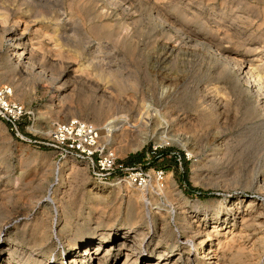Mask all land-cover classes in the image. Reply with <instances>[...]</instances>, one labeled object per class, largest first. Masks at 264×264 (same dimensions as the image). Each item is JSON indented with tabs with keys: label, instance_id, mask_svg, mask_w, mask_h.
Segmentation results:
<instances>
[{
	"label": "rangeland",
	"instance_id": "rangeland-1",
	"mask_svg": "<svg viewBox=\"0 0 264 264\" xmlns=\"http://www.w3.org/2000/svg\"><path fill=\"white\" fill-rule=\"evenodd\" d=\"M3 26L42 44L34 64L44 74L10 55ZM223 49L264 64V0H0V86L25 109L23 137L0 119V264H97L74 256L98 242L107 250L98 264H122L126 246L135 264L164 249L168 262L206 264L199 251L208 246L218 249L217 264H264V109L258 92L223 69ZM80 64L84 72L73 71ZM109 71L119 84L110 81L112 99L100 105L88 85L99 94L105 83L91 73ZM210 96L222 100L218 115ZM125 102L132 112L142 103L160 109L170 134L188 139L187 148L160 143L154 118L140 148L126 149L127 133L101 136L125 164L149 170L145 187L98 182L85 164L44 145L54 122L101 127ZM154 168L164 170L162 184ZM238 202L249 203L250 219L238 214L233 228L219 226L200 246Z\"/></svg>",
	"mask_w": 264,
	"mask_h": 264
},
{
	"label": "bare ground",
	"instance_id": "bare-ground-1",
	"mask_svg": "<svg viewBox=\"0 0 264 264\" xmlns=\"http://www.w3.org/2000/svg\"><path fill=\"white\" fill-rule=\"evenodd\" d=\"M3 22H5V21H3ZM1 34H2V37L6 38V40L9 42L10 55L17 61L18 64L20 63V64H23L24 66L31 65V67L34 69L35 68L36 69L41 68L39 73L44 74V72L42 71V67L40 65H38V67H36L34 64V58L36 56V53H39V52H37V48L42 49V44H39V43L35 44V42H37V41H33L32 39L31 40L30 39H24L23 32L18 34L16 32V30L14 29V27H12V26L11 27H7V26L4 27L3 26V29L1 30ZM34 38H37V37H34ZM54 46L55 47L58 46L57 41H56ZM39 49H38V51H39ZM56 49H53V50H56ZM61 53H62V51H61ZM61 53H59V54H61ZM218 53H220L221 56L223 57V61L221 60L223 63L220 62L223 65L222 66L223 69H227L228 67H231L236 72V75L240 76L241 80H244L248 86H250L251 88H253V90H255V93L258 92L257 93L258 94L257 102L264 109V64L263 65H259L260 63L255 64L252 60L248 59V57L246 58L242 54L238 55V56H231L232 50H229V49H223L222 51L220 50V51H218ZM221 56H220V59H221ZM257 56H259V55H257ZM217 59H219V58H217ZM66 65H67V67L72 66L71 64H66ZM82 65L83 64L78 65L77 69L73 70V71L84 72V65L83 66ZM87 69H89V68H87ZM89 73H91V72H89ZM219 73H220V71H219ZM223 73H225V72H223ZM91 76L95 77L96 81L99 80L101 82H104L105 84L103 87L106 90L111 91V92H108V91H105V89L100 88V92L98 94L97 90H99L100 86L96 85L95 82H92V81H90V83L88 82L89 83L88 86H90L93 90H94L93 87H96L94 93L97 94V97L100 101V105L104 104L105 98H106V104H107L109 102V100L112 99V92L114 91L113 90L114 88L112 86H110L109 83L111 81V82H114L116 84H119L120 77L118 75H115V73H112L110 71L106 72L104 74H100V73L99 74H97V73L93 74V73H91ZM231 76H233V75H231ZM224 79H225V77H224ZM49 80H52V79L50 78ZM216 80H219V79H216ZM216 80H215V82H216ZM233 80L234 79H232V81ZM220 81H218V83ZM232 83H231V86H232ZM70 85L71 84L68 83L67 81L61 85L62 89H59V93L57 95L58 99L64 98L65 95L63 92L70 89V87H71ZM224 88H225V86H224ZM228 88H230V87H228ZM210 89L214 90V88L213 89L210 88ZM218 90L220 91V89H218ZM218 90H217V92H218ZM225 90H227V89H225ZM215 91H216V89H215ZM240 93H241V91H240ZM212 96H210V99L212 101L211 103H213V102L214 103L207 105L208 110L210 109L212 112H214L216 115H218L219 112L217 113V111L220 109V107H222L223 103H220V101H222V100L217 101L216 99L212 98ZM215 98H218V96H216ZM222 98H223V96H222ZM223 100H224V98H223ZM207 101H210V100H207ZM117 106H120V107L117 108L118 110L113 112V114H109V116L107 117V122L101 127L100 126L96 127L97 129H99L100 133L102 134L101 136L103 138L104 137H106L108 139L112 138V134L114 132H119L122 134L127 133L131 136V138L129 141H127L126 149L133 150V149L140 148L148 140V137H149L148 132L151 131V128H150L151 119L154 118L156 120V124L154 125L155 128L153 129V131L156 134V139L159 140L160 143L173 144V145L180 147V148H187L188 139H184V138H181L179 136H175V135L170 134V132H169V127H170L169 120L166 118V116L164 115V113L160 109L153 107L152 105L147 104V103L140 104L139 109H137L136 112H132V108H131L130 104H126V102L123 103L122 105H117ZM204 106L205 105H203V108H204ZM110 108H112V107H110ZM112 109H114V108H112ZM206 109L207 108L205 107V110ZM195 203L198 204L199 201L197 200ZM240 203L241 202H238L235 205L230 203L231 204L230 206H228V207L226 206L228 210L232 211L231 214L230 215L224 214V216L222 218L223 219L222 222H219V221L212 222L213 223L212 224V230L208 231L207 233L204 231H200V228H201L200 223H196V224H198L195 227L197 230V233L199 235L202 232L206 233L203 235V237H202L203 239H201L200 246L205 245L204 244L205 241H208L212 238V235L215 233V231L218 229L219 226H221V228H222V225H226L227 223H231L232 224L231 227L234 226V222H235L234 218H236L238 214H241V220L244 219L245 222L247 221L248 216L251 215L250 211L248 209L249 203L246 204L247 203L246 202L245 207L239 206ZM249 219H250V216H249ZM246 227H248V226H246ZM219 230H220V228H219ZM198 234H196V235H198ZM124 242L122 241L123 244H124ZM242 244H244V243H242ZM217 250L212 249V247H210V246L205 247V248H201L199 251V254H200L199 256L201 259H203V262H205L206 264H217L219 257H220L217 254ZM102 251H105V252L107 251V250L103 249L102 242H98L92 248H90L89 245H83L81 252L80 251L77 252L76 255L74 256V259H75V261H81V262L96 261L98 264L99 260L101 259L100 257H102L103 253H105ZM123 253H124L125 257L123 258L124 261L121 262L122 264H130V263L135 264L136 263L137 255L135 253V249H133L132 246L123 247ZM166 253L167 252L165 249L160 251L158 253V256L153 258L148 263L149 264H181L180 261L179 262H176V261L168 262L167 261L168 259L166 257L167 256ZM180 256H181V254L179 253L178 260H179V258H181ZM104 260H102V261H104ZM76 264H78V263H76Z\"/></svg>",
	"mask_w": 264,
	"mask_h": 264
},
{
	"label": "built area",
	"instance_id": "built-area-1",
	"mask_svg": "<svg viewBox=\"0 0 264 264\" xmlns=\"http://www.w3.org/2000/svg\"><path fill=\"white\" fill-rule=\"evenodd\" d=\"M13 88L0 86V119L7 122L16 134L19 122L25 114L22 104L12 99ZM101 133L95 125L81 118H68L52 124L44 145L56 151L60 157H70L85 164L90 176L98 182L117 180L142 188L148 184L150 173L139 165H127L115 150L101 141ZM156 182L162 184L165 172L152 169Z\"/></svg>",
	"mask_w": 264,
	"mask_h": 264
},
{
	"label": "trees",
	"instance_id": "trees-1",
	"mask_svg": "<svg viewBox=\"0 0 264 264\" xmlns=\"http://www.w3.org/2000/svg\"><path fill=\"white\" fill-rule=\"evenodd\" d=\"M193 191H194L193 189H188V193L193 192Z\"/></svg>",
	"mask_w": 264,
	"mask_h": 264
}]
</instances>
